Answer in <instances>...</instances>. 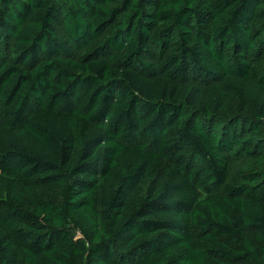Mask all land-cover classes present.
<instances>
[{
	"label": "trees",
	"instance_id": "trees-1",
	"mask_svg": "<svg viewBox=\"0 0 264 264\" xmlns=\"http://www.w3.org/2000/svg\"><path fill=\"white\" fill-rule=\"evenodd\" d=\"M0 264H264V0H0Z\"/></svg>",
	"mask_w": 264,
	"mask_h": 264
},
{
	"label": "rangeland",
	"instance_id": "rangeland-1",
	"mask_svg": "<svg viewBox=\"0 0 264 264\" xmlns=\"http://www.w3.org/2000/svg\"><path fill=\"white\" fill-rule=\"evenodd\" d=\"M242 162V158L235 160L234 164L239 165Z\"/></svg>",
	"mask_w": 264,
	"mask_h": 264
}]
</instances>
